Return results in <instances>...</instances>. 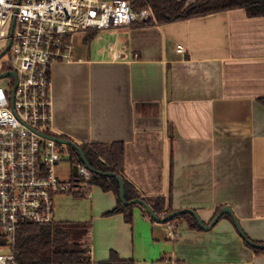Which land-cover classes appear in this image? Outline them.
<instances>
[{
    "label": "crops",
    "instance_id": "obj_1",
    "mask_svg": "<svg viewBox=\"0 0 264 264\" xmlns=\"http://www.w3.org/2000/svg\"><path fill=\"white\" fill-rule=\"evenodd\" d=\"M51 98L53 132L123 144L121 174L142 198L170 197L171 211L193 210L205 225L229 207L264 244V17L236 8L76 36L71 59L51 68ZM88 194L69 198L53 223L84 235L91 264L111 251L132 264H264L228 218L197 231L136 205L127 224L104 216L119 201L113 192Z\"/></svg>",
    "mask_w": 264,
    "mask_h": 264
},
{
    "label": "built area",
    "instance_id": "obj_2",
    "mask_svg": "<svg viewBox=\"0 0 264 264\" xmlns=\"http://www.w3.org/2000/svg\"><path fill=\"white\" fill-rule=\"evenodd\" d=\"M138 19L149 22L151 14L133 12L127 0H0V61L10 55L0 66V264H20L15 254L18 231L25 223H53L56 195H87L90 181L98 176L71 147L51 139L57 137L52 127L53 64L71 59L74 37L126 28ZM66 152L74 165L71 178L63 181L54 169Z\"/></svg>",
    "mask_w": 264,
    "mask_h": 264
},
{
    "label": "trees",
    "instance_id": "obj_3",
    "mask_svg": "<svg viewBox=\"0 0 264 264\" xmlns=\"http://www.w3.org/2000/svg\"><path fill=\"white\" fill-rule=\"evenodd\" d=\"M187 2L188 0H130L129 4L131 10L135 13L141 10L149 11L151 14L150 24H162L203 17L236 8H243L249 17H264V0H195L189 4ZM261 103L264 106V99L261 100ZM78 146L93 169L104 173L112 172L123 179L126 201L142 199L157 216H165L172 212L169 204L170 197L169 200L161 196L142 198L138 191L122 176L121 169L124 160L123 144L90 143ZM171 174L170 172V189ZM72 180L75 181L76 178L73 177ZM90 184L99 187L103 192H113L117 197L119 195V186L115 178L94 176ZM73 196L83 197L78 194H73ZM134 207L137 206H123L118 201L116 207L105 213L104 216L122 215L124 221L127 224H131ZM220 210L218 209L216 214ZM144 214H147V212L144 211ZM221 218H228L232 221L228 214L223 215ZM180 220L186 221L191 230H202L189 214L176 216L165 224ZM67 226L68 223L63 222H54L48 225L25 223L18 231L15 240L16 260L20 264H91L89 246L86 247L82 243H74L72 247L69 246L71 234L69 235ZM0 242L3 243L4 239L0 238ZM255 243L263 244L259 242ZM244 244L253 250L255 254H264V250L252 248L246 242ZM95 264L132 263L120 259L116 252L111 251L107 260Z\"/></svg>",
    "mask_w": 264,
    "mask_h": 264
},
{
    "label": "water",
    "instance_id": "obj_4",
    "mask_svg": "<svg viewBox=\"0 0 264 264\" xmlns=\"http://www.w3.org/2000/svg\"><path fill=\"white\" fill-rule=\"evenodd\" d=\"M9 75H13L15 76V74L13 72L8 73ZM167 89H168V93L170 92V81H169V76H168V84H167ZM51 139L68 145L69 147H71L81 158L82 163L84 164V166L92 173L97 174L98 176H102V177H107V178H115L118 182V186H119V201L123 206H130V205H138L141 206L146 212L147 214L150 216V218L156 222V223H166L168 221H170L171 219H173L176 216L182 215V214H189L191 215L194 220L196 221L197 225L202 229V230H209L211 229L218 221L219 219L225 215L228 214L232 221L233 224L236 228L237 233L239 234V236L241 237V239L246 242V244L252 248L258 249V250H264V244H257L253 241H251L250 239L247 238V236L245 235V233L243 232L238 220L235 218L231 208L229 207H223L221 208L220 212L212 219V221L208 224L205 225L203 224V222L200 220L199 216L196 214L195 211L190 210V209H181V210H177V211H172L170 213H168L165 216H157L153 210L150 208V206L142 199H135V200H131V201H126L125 200V186H124V182L123 179L118 176L115 173L112 172H98L95 169H93L90 164L88 163V161L86 160L81 148L74 142L68 140V139H63V138H58V137H52ZM77 174V167L73 168V175L75 176Z\"/></svg>",
    "mask_w": 264,
    "mask_h": 264
},
{
    "label": "rangeland",
    "instance_id": "obj_5",
    "mask_svg": "<svg viewBox=\"0 0 264 264\" xmlns=\"http://www.w3.org/2000/svg\"><path fill=\"white\" fill-rule=\"evenodd\" d=\"M130 1V0H129ZM190 1V0H188ZM4 47V43H1V48ZM10 59V55L6 54L3 59L0 61V66L2 64L3 61L5 60H9ZM55 136L57 137H62V135L58 134L57 132L53 133ZM64 138V137H62ZM74 165L73 160L71 159V155L69 152H66L64 155V160L63 162L54 169V174L56 177H58L60 180L63 181H68L72 175V166ZM91 189H94V186L91 187ZM89 195V194H88ZM73 194L70 193H65V194H58L54 197L53 199V214L55 212V215H53V219H55L56 213L57 211H62L64 212H68L70 210L71 207V203H69V198H72ZM72 227L73 225L71 223H68V231H69V235L72 232ZM84 242V235L80 236L79 239L75 240L73 237L69 239V246L72 247L75 244L79 243H83Z\"/></svg>",
    "mask_w": 264,
    "mask_h": 264
}]
</instances>
